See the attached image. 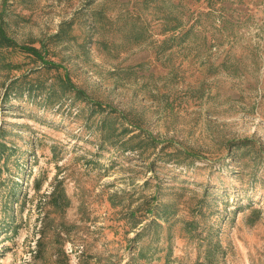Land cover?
<instances>
[{"label": "rangeland", "instance_id": "1", "mask_svg": "<svg viewBox=\"0 0 264 264\" xmlns=\"http://www.w3.org/2000/svg\"><path fill=\"white\" fill-rule=\"evenodd\" d=\"M0 12V264H264V0Z\"/></svg>", "mask_w": 264, "mask_h": 264}, {"label": "trees", "instance_id": "2", "mask_svg": "<svg viewBox=\"0 0 264 264\" xmlns=\"http://www.w3.org/2000/svg\"><path fill=\"white\" fill-rule=\"evenodd\" d=\"M4 46L5 47H11V48L18 47L20 51L27 52L30 55L36 57V59L40 60L43 64V66H45L47 69L58 67L57 63L47 59L45 54H42L38 48L33 47V46L20 45L11 36H9L7 34L5 24L3 21V14H2V12H0V47H4ZM65 79L66 80L64 82V85L68 89L79 92L78 88H76V86L69 80L68 77H66ZM16 82H17L16 79L12 80L10 83L11 86L13 84H15ZM11 86H9L10 89H11ZM16 91L21 92V89H17Z\"/></svg>", "mask_w": 264, "mask_h": 264}]
</instances>
